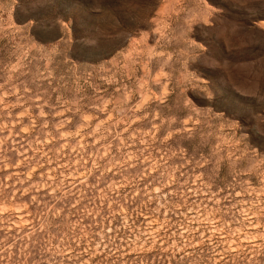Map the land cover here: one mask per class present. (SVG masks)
I'll return each instance as SVG.
<instances>
[{
    "label": "rangeland",
    "instance_id": "1",
    "mask_svg": "<svg viewBox=\"0 0 264 264\" xmlns=\"http://www.w3.org/2000/svg\"><path fill=\"white\" fill-rule=\"evenodd\" d=\"M0 264H264V0H0Z\"/></svg>",
    "mask_w": 264,
    "mask_h": 264
}]
</instances>
